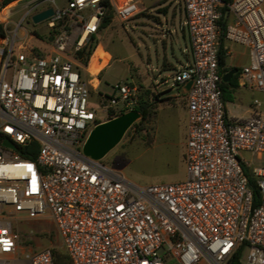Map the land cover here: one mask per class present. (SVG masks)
<instances>
[{"label": "built area", "instance_id": "2783aa9c", "mask_svg": "<svg viewBox=\"0 0 264 264\" xmlns=\"http://www.w3.org/2000/svg\"><path fill=\"white\" fill-rule=\"evenodd\" d=\"M6 1L13 0H0V8ZM183 1L193 59L155 80L164 88L192 81L186 92L187 178L173 183L136 184L83 152L96 125L134 109L129 106L138 89L117 83L93 109L90 92L101 83L68 57L65 26L72 21L69 26L80 28L73 43L81 50L99 32L109 7L126 21L139 11L136 0H68L64 7L39 1L53 3L48 27L62 28L57 50L47 56L25 52L22 44L16 51L17 38L4 28L0 264H55L50 247L26 251L29 240L17 229L15 212L32 220L49 215L72 264H169L168 258L176 264H233L239 253L238 264H264V166L251 170L243 157L264 155V102L254 100L251 117L229 120L219 65L224 19L226 40L249 50L241 84L264 93V0H232L225 12L224 0ZM34 143V159L24 158L21 152Z\"/></svg>", "mask_w": 264, "mask_h": 264}, {"label": "rangeland", "instance_id": "374dc122", "mask_svg": "<svg viewBox=\"0 0 264 264\" xmlns=\"http://www.w3.org/2000/svg\"><path fill=\"white\" fill-rule=\"evenodd\" d=\"M41 0H13L0 8V23L15 35L16 51L20 44L25 52L47 56L57 50L55 39L60 26L50 29L47 21L35 23L33 15L39 9L53 3ZM55 5L64 7L68 0H55ZM138 13L126 21H121L114 13L109 26L99 30L97 39L90 40L95 46L90 64L87 66L76 58V45L73 43L80 32L75 24L68 21L65 29L70 36L67 55L76 62L85 74L96 72L101 83L97 90L91 89L90 104L93 109L99 106L101 94L111 93L117 83L136 86L137 99L133 107L144 95L145 90L153 89L161 94V99L178 96L179 87H157L156 79L172 76L178 68L193 59L192 47L187 29L184 27L186 11L183 0H136ZM166 9V11L164 10ZM232 59L237 68L243 65L242 54L245 47L232 43ZM83 48V47H82ZM38 56V55H37ZM110 60L105 71H100ZM172 64L174 67L167 68ZM243 67V66H242ZM100 71V72H99ZM99 72V73H98ZM97 83V80L95 81ZM171 101H161L157 116L146 127L127 131L120 143L103 159L107 165L118 169L132 182L139 185L173 183L187 178L185 162V142L187 143V112L182 95ZM154 142L150 144L151 140ZM243 157L254 167L264 166V155L243 152ZM17 213L20 222L17 229L29 240L28 250L35 252L43 248L66 254L56 225L49 215L29 219L23 212ZM249 249L242 253V261L247 260ZM169 264H176L168 258Z\"/></svg>", "mask_w": 264, "mask_h": 264}, {"label": "trees", "instance_id": "16d2710c", "mask_svg": "<svg viewBox=\"0 0 264 264\" xmlns=\"http://www.w3.org/2000/svg\"><path fill=\"white\" fill-rule=\"evenodd\" d=\"M226 6L224 7V12L228 10V4H230L232 2V0H224ZM8 3H10V1H6L3 6L7 5ZM166 11V9H164ZM114 9L112 7H109L106 11V15L101 23L100 29H104L107 26H109V24L112 21L113 15H114ZM222 27H223V31L221 34V38H220V54H219V65H220V69L222 72V75L224 76L226 73H228L230 70H232L234 67L229 66V54H228V46H227V40H226V22L223 19L221 21ZM0 34L4 35L5 34V30L3 27V24L0 23ZM99 34V32L97 33ZM97 34L93 35L91 37L90 40H95L97 39ZM95 46H91L88 43L81 49L78 50L76 52V58L79 59L80 61H82L85 65H89L92 59V55L95 53L94 51ZM36 55L38 56H42L41 54L37 53ZM240 71V68H238V72ZM238 72L236 74H234V77L238 74ZM232 80L233 78L229 81V82H225L224 80L222 81V90H223V100L224 102L227 99H232V96L230 95V90L228 89L229 86L232 84ZM161 101H171V104H173V97H170L169 99L163 98L161 99V94L155 92L153 89H147L144 92V95H141L140 100L137 102V104H135L134 109H136L137 111L140 112L141 114V118L139 120H137L132 127L129 129L128 132L138 129L139 131L143 130L146 125L148 124L149 121H151L152 119H154L158 112H159V103ZM1 140H3V138H1ZM154 142V139L151 140L150 144ZM36 143H34V145H32L31 147H28L27 151H22L21 154L24 158H30V159H34L35 154H36ZM31 149L33 151H31ZM30 150V151H29ZM251 182H254L253 179H251ZM258 201V198H257ZM53 257H54V261L55 264H72L70 257L68 256V254H62L60 252L57 251H53ZM240 257V253L237 256V260L233 263V264H238V258Z\"/></svg>", "mask_w": 264, "mask_h": 264}, {"label": "water", "instance_id": "95a60500", "mask_svg": "<svg viewBox=\"0 0 264 264\" xmlns=\"http://www.w3.org/2000/svg\"><path fill=\"white\" fill-rule=\"evenodd\" d=\"M54 13V7H49L35 13L33 15V21L35 23L46 21L52 17ZM237 72L238 68H233L223 76V80L229 82ZM191 85V80L186 82L183 85L184 90L188 92ZM140 118V112L133 109L96 125L91 130L84 143L83 152L94 159L103 160L104 157L120 143L127 131ZM4 144L11 148H15V144L10 139H6Z\"/></svg>", "mask_w": 264, "mask_h": 264}, {"label": "crops", "instance_id": "0c3cea01", "mask_svg": "<svg viewBox=\"0 0 264 264\" xmlns=\"http://www.w3.org/2000/svg\"><path fill=\"white\" fill-rule=\"evenodd\" d=\"M232 43L227 41L228 46V54H229V66L237 68L236 63L231 58L234 51L232 47ZM238 44V43H237ZM241 45V44H240ZM244 46V45H242ZM246 51L244 54H242L241 58L243 59V65H246L250 61L249 56V50L246 46H244ZM110 60L107 62V64L101 68L100 71H105V69L109 66ZM169 66L167 68L174 67L172 64H168ZM241 66V68H242ZM240 68V70H241ZM99 71V72H100ZM92 74H96V72L90 71ZM98 72V73H99ZM232 84L229 86L230 95L232 96V99H227L225 101V106L227 110V117L231 121H239V120H245L253 115L254 111V100L256 98L262 100L264 102V93L260 90L250 88L249 86L243 85L240 82V71L238 74L234 77H232ZM180 93L179 95H182L185 98V104L183 105L186 112H187V131H188V105H187V94L184 90L183 86L180 87ZM178 95V96H179ZM173 96V97H178ZM187 140V137H186ZM185 150H186V142H185ZM186 152V151H185Z\"/></svg>", "mask_w": 264, "mask_h": 264}, {"label": "bare ground", "instance_id": "6f19581e", "mask_svg": "<svg viewBox=\"0 0 264 264\" xmlns=\"http://www.w3.org/2000/svg\"><path fill=\"white\" fill-rule=\"evenodd\" d=\"M86 37V35H84V38Z\"/></svg>", "mask_w": 264, "mask_h": 264}]
</instances>
